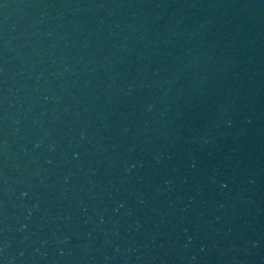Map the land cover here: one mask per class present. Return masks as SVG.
<instances>
[{"label":"water","instance_id":"water-1","mask_svg":"<svg viewBox=\"0 0 264 264\" xmlns=\"http://www.w3.org/2000/svg\"><path fill=\"white\" fill-rule=\"evenodd\" d=\"M0 264H264V0H0Z\"/></svg>","mask_w":264,"mask_h":264}]
</instances>
